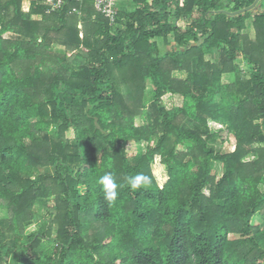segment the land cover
Here are the masks:
<instances>
[{"label":"trees","instance_id":"trees-1","mask_svg":"<svg viewBox=\"0 0 264 264\" xmlns=\"http://www.w3.org/2000/svg\"><path fill=\"white\" fill-rule=\"evenodd\" d=\"M121 1L0 0V264H264V0Z\"/></svg>","mask_w":264,"mask_h":264},{"label":"rangeland","instance_id":"rangeland-1","mask_svg":"<svg viewBox=\"0 0 264 264\" xmlns=\"http://www.w3.org/2000/svg\"><path fill=\"white\" fill-rule=\"evenodd\" d=\"M28 1H30V0H23V6L25 7V8H27V3H28ZM120 5H124V4H120ZM132 8V7H131ZM130 8V9H131ZM126 9H128L127 7H126ZM246 32H249L250 33V35L252 36V34H253V32H252V28H249V29H246L245 30ZM82 35V33H80V36ZM160 40H158V43H160L159 42ZM160 46L163 48V44H160ZM167 47V46H166ZM170 46H168V48H169ZM212 57V55L211 54H208L207 56H206V58L207 59H210ZM238 64H239V67H241V69H244V70H247L248 68H249V65H247L246 64V62L245 61H242V60H239V62H238ZM175 75H178V74H175ZM231 80L232 79V76H227V77H224V80ZM174 101H175V103H177V104H179L180 103V101H181V99H180V97H175L174 98ZM138 121V119H136V122ZM209 127L210 128H213L214 130H217V128L219 127L218 125H216L215 123H210V125H209ZM67 136L69 137V138H72L73 137V133H72V131L71 130H68V132H67ZM234 143H235V141H234V139H233V137H229V140H228V142H224L223 144L222 143H220V141L219 140H216L215 142H210V144L211 145H213L216 149H218V150H221V151H232L233 150V148H234ZM144 148H145V143H141V144H136V143H128L127 145H126V149H127V151L128 152H136V151H143L144 150ZM154 161L156 162V163H159L160 162V160H159V157L157 158V157H154ZM162 165V164H161ZM163 166V165H162ZM161 166V167H162ZM162 175L164 174V179H166L165 177H166V175H165V173H166V170H165V167L163 166L162 167ZM220 171H221V166H220V164L219 163H215V165H214V172L215 173H220ZM156 174V176H157V178H158V174H157V172L155 173ZM159 179V178H158ZM163 179V180H164ZM160 181V180H159ZM158 181V182H159ZM161 182V181H160ZM262 189H263V187H262ZM36 210H37V215H35V217H34V223H36L37 224V222H40V220L43 218V217H46V218H48V216H47V214H46V210H45V208L43 207V205L41 204V203H39V202H37V204H36ZM5 214H6V212H5V210H2V209H0V217H4L5 216ZM33 223V224H34ZM254 223H260V219L259 218H255L254 219ZM10 261H11V263H13V264H20L19 262H18V260H17V258L15 257V256H13V255H11L10 256Z\"/></svg>","mask_w":264,"mask_h":264},{"label":"clouds","instance_id":"clouds-1","mask_svg":"<svg viewBox=\"0 0 264 264\" xmlns=\"http://www.w3.org/2000/svg\"><path fill=\"white\" fill-rule=\"evenodd\" d=\"M128 183L133 190L140 189L152 183V177L144 173H138L135 176L128 177ZM99 184L102 185L104 199L109 205L115 203L118 197V185L113 179L111 173H105L99 179Z\"/></svg>","mask_w":264,"mask_h":264},{"label":"built area","instance_id":"built-area-1","mask_svg":"<svg viewBox=\"0 0 264 264\" xmlns=\"http://www.w3.org/2000/svg\"><path fill=\"white\" fill-rule=\"evenodd\" d=\"M183 2L184 0H177ZM49 10L59 9L63 0H47ZM118 0H93L94 9L113 24L116 21Z\"/></svg>","mask_w":264,"mask_h":264},{"label":"crops","instance_id":"crops-1","mask_svg":"<svg viewBox=\"0 0 264 264\" xmlns=\"http://www.w3.org/2000/svg\"><path fill=\"white\" fill-rule=\"evenodd\" d=\"M120 4H124V5H120V8L126 9V7H127L128 9H130V6L126 5L127 4L126 0H122L120 2ZM175 74H178V75H175ZM172 75L175 76V77H178V78H185V73L184 72L174 71Z\"/></svg>","mask_w":264,"mask_h":264},{"label":"water","instance_id":"water-1","mask_svg":"<svg viewBox=\"0 0 264 264\" xmlns=\"http://www.w3.org/2000/svg\"><path fill=\"white\" fill-rule=\"evenodd\" d=\"M257 2H258V0H256L251 6H249L248 8H245V9H243V10H246V9H252V8L255 6V4H256ZM78 27H81V25L79 24Z\"/></svg>","mask_w":264,"mask_h":264}]
</instances>
